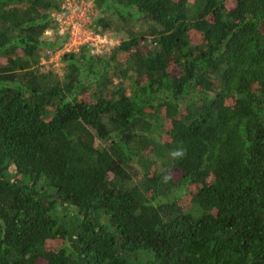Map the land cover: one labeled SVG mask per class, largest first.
Returning a JSON list of instances; mask_svg holds the SVG:
<instances>
[{
  "label": "trees",
  "instance_id": "trees-1",
  "mask_svg": "<svg viewBox=\"0 0 264 264\" xmlns=\"http://www.w3.org/2000/svg\"><path fill=\"white\" fill-rule=\"evenodd\" d=\"M62 3L0 0V264H264V0H96L56 72Z\"/></svg>",
  "mask_w": 264,
  "mask_h": 264
},
{
  "label": "built area",
  "instance_id": "built-area-1",
  "mask_svg": "<svg viewBox=\"0 0 264 264\" xmlns=\"http://www.w3.org/2000/svg\"><path fill=\"white\" fill-rule=\"evenodd\" d=\"M98 13L96 0H63L60 11L51 16L57 35L65 42L60 49L47 50L41 64L58 68L64 54L76 53L81 47H86L91 56H102L115 48L118 40L95 25ZM44 34L50 35L51 31Z\"/></svg>",
  "mask_w": 264,
  "mask_h": 264
},
{
  "label": "clouds",
  "instance_id": "clouds-1",
  "mask_svg": "<svg viewBox=\"0 0 264 264\" xmlns=\"http://www.w3.org/2000/svg\"><path fill=\"white\" fill-rule=\"evenodd\" d=\"M171 155L175 158H179V157H182L184 155V152H183V150L173 151L171 153Z\"/></svg>",
  "mask_w": 264,
  "mask_h": 264
},
{
  "label": "rangeland",
  "instance_id": "rangeland-1",
  "mask_svg": "<svg viewBox=\"0 0 264 264\" xmlns=\"http://www.w3.org/2000/svg\"><path fill=\"white\" fill-rule=\"evenodd\" d=\"M111 20H112L113 22H116V21H117L115 18H111ZM115 34L119 37L120 40L122 39V35H121L120 33L116 32ZM114 37H115V36H114ZM115 38H116L117 40H119L117 37H115ZM59 68H60V66H59L58 68H54V71L59 72Z\"/></svg>",
  "mask_w": 264,
  "mask_h": 264
}]
</instances>
